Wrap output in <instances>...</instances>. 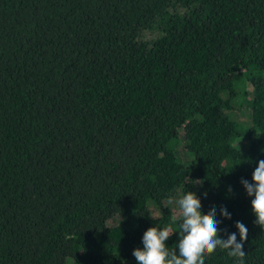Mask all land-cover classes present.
Wrapping results in <instances>:
<instances>
[{"label":"trees","instance_id":"16d2710c","mask_svg":"<svg viewBox=\"0 0 264 264\" xmlns=\"http://www.w3.org/2000/svg\"><path fill=\"white\" fill-rule=\"evenodd\" d=\"M260 160L264 0H0V264H136L187 191L264 264L240 183Z\"/></svg>","mask_w":264,"mask_h":264},{"label":"clouds","instance_id":"9594fccd","mask_svg":"<svg viewBox=\"0 0 264 264\" xmlns=\"http://www.w3.org/2000/svg\"><path fill=\"white\" fill-rule=\"evenodd\" d=\"M243 189L251 199V211L255 217V224L264 230V160H260L251 176V183L242 179ZM168 204L178 207V232L170 226L159 229L149 227L142 236L143 249L132 252L136 264H205V258L218 248L225 250L227 255L234 258L236 264H245V252L242 250L247 239V227L240 221L235 223L239 234L231 233L227 239L219 238V223L216 209L207 214L201 212V201L194 192L182 193L176 200L169 198ZM220 216L231 219V214L221 208ZM176 233L177 244L169 250L166 241Z\"/></svg>","mask_w":264,"mask_h":264},{"label":"rangeland","instance_id":"374dc122","mask_svg":"<svg viewBox=\"0 0 264 264\" xmlns=\"http://www.w3.org/2000/svg\"><path fill=\"white\" fill-rule=\"evenodd\" d=\"M158 34H159L158 31H155V32L145 33L144 36L146 39L150 40V39H154L155 37H157ZM248 91L250 93V87L249 86H248ZM225 115L228 116L230 119L236 120L242 124H248L250 112H249V110L245 109V107H241V108H237V109L235 108L231 111L225 112ZM177 156H178V159L183 163H185L188 160V158L191 156L185 150L184 144L182 142H181V144H179V146L177 148ZM174 200H176V199H174ZM173 211L175 212V215L178 217V207L176 205L173 207ZM153 213L155 214L154 211H153Z\"/></svg>","mask_w":264,"mask_h":264}]
</instances>
